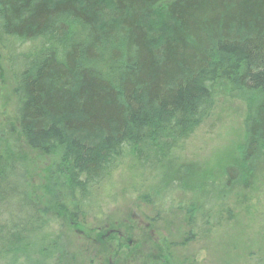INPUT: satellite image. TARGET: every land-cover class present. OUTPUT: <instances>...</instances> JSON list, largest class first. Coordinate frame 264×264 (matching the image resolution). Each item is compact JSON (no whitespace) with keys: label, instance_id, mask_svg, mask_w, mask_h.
I'll return each mask as SVG.
<instances>
[{"label":"trees","instance_id":"obj_1","mask_svg":"<svg viewBox=\"0 0 264 264\" xmlns=\"http://www.w3.org/2000/svg\"><path fill=\"white\" fill-rule=\"evenodd\" d=\"M0 46L22 136L64 177L52 213L0 155V264H63L58 214L84 218L129 160L157 161L176 176L165 187L191 193L175 154L222 100L242 107L236 161L192 202L143 198L183 210L199 237L231 219V196L264 166V0H0Z\"/></svg>","mask_w":264,"mask_h":264},{"label":"rangeland","instance_id":"obj_2","mask_svg":"<svg viewBox=\"0 0 264 264\" xmlns=\"http://www.w3.org/2000/svg\"><path fill=\"white\" fill-rule=\"evenodd\" d=\"M14 81L9 54L0 46L1 158L19 170L17 179L27 182L42 208L58 213L52 191L55 178L63 182L64 177L57 160L31 149L22 136ZM242 139V107L222 100L175 154L176 164L187 166L183 178L191 193L165 187V178L174 174L157 161L141 167L127 161L97 190V205H89L84 218L58 214L57 231L67 248L63 264H255L254 258L264 259V166L231 196V219L199 237L190 234L183 210L161 211L154 208L156 201L143 198L162 191L165 197L195 200L201 184L220 179L223 168L236 161Z\"/></svg>","mask_w":264,"mask_h":264}]
</instances>
